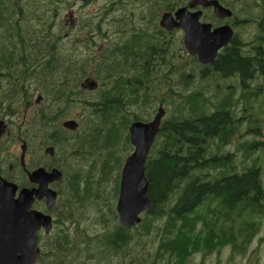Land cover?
<instances>
[{
    "label": "trees",
    "instance_id": "16d2710c",
    "mask_svg": "<svg viewBox=\"0 0 264 264\" xmlns=\"http://www.w3.org/2000/svg\"><path fill=\"white\" fill-rule=\"evenodd\" d=\"M123 1L109 0L98 17L81 24V34L106 32L101 48L92 37H67L58 9L68 0H0V101L8 100L14 115L16 104L35 94L42 100L28 123L27 146L37 155L27 168L35 159L43 165L41 150L54 148L50 162L63 174L54 187L63 210L57 213L79 225L75 232L56 227L51 238L62 241L51 249L78 238L74 250L62 251L60 264L89 260L96 251L103 256L92 264H139L151 252L158 264H203L223 250L229 259L244 257L264 223V187L256 161L237 172L223 152L243 118L234 111L237 87L245 101L262 90L250 83L264 80V0H217L232 10L235 35L209 66L193 57L190 65L183 62L184 50L174 46L180 40L168 41L171 34L155 23L190 0H127L128 10L119 6ZM205 17L216 25L211 11ZM252 26H258L254 34ZM242 28H248L245 39L236 31ZM89 78L95 91L81 88ZM196 80L204 87L189 91ZM232 80L236 85L227 84ZM212 84L214 94L205 96L203 88ZM159 106L166 116L145 166L151 210L127 230L118 224L116 202L120 171L133 150L128 128L150 122ZM69 119L77 130L60 127ZM259 144L244 143L245 157L264 148ZM48 259L55 264L57 257L52 252Z\"/></svg>",
    "mask_w": 264,
    "mask_h": 264
},
{
    "label": "water",
    "instance_id": "95a60500",
    "mask_svg": "<svg viewBox=\"0 0 264 264\" xmlns=\"http://www.w3.org/2000/svg\"><path fill=\"white\" fill-rule=\"evenodd\" d=\"M204 9H212L213 17L219 21L232 17V11L217 0H190L185 6L172 12H163L159 17L158 26L167 33L180 30L187 55L196 58L200 65L209 66L213 64L219 52L231 43L234 33L227 24L214 27L210 22L201 21ZM73 24V21H70L71 27ZM81 88L95 91L97 83L89 78L81 84ZM39 101L40 99L37 102ZM164 116L165 111L159 106L150 122H133L128 128L133 150L125 158L120 171L116 202L119 225L127 230L139 225L142 215L151 210L145 166ZM60 127L73 132L77 130L78 123L69 119L61 122ZM2 129L0 123V132ZM25 149L26 146H21L22 164ZM43 154L52 157L54 148H45ZM27 177L36 187L18 190L15 183L0 178V264H34L39 255L36 232L41 227L46 234L51 231L52 220L49 215L36 211L28 213V210L35 200H45L48 211L55 209L57 193L50 188V184L60 182L62 172L55 168L46 171L39 167L28 172Z\"/></svg>",
    "mask_w": 264,
    "mask_h": 264
},
{
    "label": "rangeland",
    "instance_id": "374dc122",
    "mask_svg": "<svg viewBox=\"0 0 264 264\" xmlns=\"http://www.w3.org/2000/svg\"><path fill=\"white\" fill-rule=\"evenodd\" d=\"M109 0H88V1H83V0H68V4H59V11L64 17L66 27L67 29V37L70 36V38H74L77 36H82V37H92L91 41L97 40V46L102 48V45L105 43L103 41H99L100 35H104L103 39L107 41V35L106 32H102L101 29L100 31H85L82 29V34L80 32V29L74 30L70 26V21H73V23L76 24H83L88 18H93L94 16L100 15L104 8L105 4L108 3ZM133 5L132 3L130 4L127 2V0H124L119 4V6H122L124 10H128L130 6ZM136 13V11H134ZM208 14V13H207ZM206 13H204L203 19L201 21L203 22H208L206 19ZM160 17V16H159ZM159 17L156 19L155 23L158 25L159 22ZM136 19V17H135ZM108 22L110 23V20L108 19ZM214 26V25H213ZM159 27V26H158ZM244 29V30H243ZM150 32H152L151 27L148 28ZM248 30V28H242V29H237L236 31L238 32L239 36H242V33H245ZM254 33V30L249 29V32ZM165 32V31H164ZM167 33V32H166ZM64 34V33H63ZM110 34V33H109ZM170 35H166L168 41L170 40L171 43L175 42L177 40H180L178 44H174V46L181 51V48L184 50L183 55L185 56L183 58V62L189 61L190 65V60L189 58H192L187 55L185 49L183 48L182 44V32L180 30L173 31ZM66 36V35H65ZM243 39H245V36H242ZM105 46V45H104ZM182 53V52H181ZM235 84L236 82L234 80L232 81H227V84ZM251 87L254 89L256 86L262 85V90L259 92V96L254 99L251 98L248 101H245L244 99L240 98V92H239V87H237L236 90V98L238 101L236 103V106L234 108L236 117L239 116L243 117L242 121L240 122V127L238 130V133L231 139V141L225 146V152L223 153H230L231 159L233 160L232 164L235 165V169L237 172H241L246 168L247 166H251L254 161H256V164L260 168V174H261V180L262 184L264 187V148H261L260 150H251V153L248 158L245 157V154L243 152L242 145L246 142H259L260 144L256 147L258 148L261 146V144H264V80L258 79L254 80L253 82L250 83ZM200 87H204L201 82L198 80L195 81L193 86L189 89V91L193 89H198ZM204 95L205 96H210L214 94V84H212L209 87H206ZM22 104H17L16 107V115H15V121L13 123V127L15 130L19 127H23L25 124L27 125L30 122V118L32 115L33 111H38L43 105H37L36 104V96L31 98V103L29 107H26L21 111ZM244 108H246L244 110ZM164 109V107H163ZM170 111L174 109L172 106H170ZM21 111V112H20ZM170 113V112H169ZM166 116V113H165ZM164 116V117H165ZM63 121V120H62ZM258 129L259 134L256 136L254 135L253 131L254 129ZM250 130V131H249ZM17 135V134H16ZM22 136V137H21ZM21 139H27L21 133ZM264 147V146H263ZM12 153H16L17 156L20 154L19 150V144L17 146H12L11 148ZM35 148H33V152L31 153L30 159L32 157H35L37 155ZM43 149L41 150V155L43 156ZM211 175H214L215 172L209 171ZM264 189V188H263ZM107 190L109 193H111V186H107ZM86 212L89 213H94L93 210L87 207ZM149 213V212H148ZM119 224V221H118ZM262 224L261 231L259 235L256 237L252 245L250 246V249L248 250V253L244 257H239L235 256L229 259V252L228 250H223L222 253L217 256L216 254H212L210 256H207L203 260V264H264V223ZM136 227V226H135ZM137 232H133V234H136ZM101 254V253H100ZM97 252L93 253V256L100 257L103 256L100 255ZM153 255V254H152ZM149 260H155L153 257L149 258ZM198 261H201V256H199Z\"/></svg>",
    "mask_w": 264,
    "mask_h": 264
},
{
    "label": "flooded vegetation",
    "instance_id": "af4514ba",
    "mask_svg": "<svg viewBox=\"0 0 264 264\" xmlns=\"http://www.w3.org/2000/svg\"><path fill=\"white\" fill-rule=\"evenodd\" d=\"M220 4L222 6L228 8V9H230L229 7L225 6L224 4H222V3H220ZM210 11L212 12V9H204L203 10V17H204V13H208ZM231 19H232V17H230L229 19L222 20V21L215 19L216 25L214 27L227 24V25L231 26V28L233 29V33L235 35V29L233 28V25L231 23ZM80 27H81L80 24L74 23L73 27H71V28L74 30H77V29L79 30ZM250 28L252 30H254V33H255L258 29V26H252ZM250 33H252V31ZM254 33H252V34H254ZM234 35H233V37H234ZM2 91H3V88L0 87V93ZM34 96H36V104L42 105L43 104L42 100L37 102L38 99H40V97H38V95L35 94L32 96V98ZM22 100H23V98H22ZM30 103H31V100L30 101L25 100V102L23 103V105L21 107V111L25 108V106L29 107ZM15 107H17V104L15 105ZM0 110L2 111L0 113V123L2 124V127H3L2 131L0 132V178L6 182L15 183L18 186V190H20L22 188L32 189V188L36 187V185L29 182L28 177H27V173L32 172L33 170H35L39 167L44 168L46 171H50L54 168L58 169V168H56V166H54L50 162V160H52L51 158H53L54 155L52 157H47L43 154L46 157V158L45 157L43 158L44 164L42 165L41 163H39L35 159V163L33 165V168L29 170L27 168V166H28L29 160H31L30 156L32 153V148L31 149L28 148L27 141H26L27 139H23V138L21 139V137H22L21 133H23L25 138L27 137L28 124L27 125L25 124L23 127L17 128V130L14 129L13 123L15 121L16 113L14 115L10 114V112L13 111V107L10 106L8 100H4L3 103L0 101ZM18 144H19V150H20L19 156H17L16 153L15 154L12 153V151H11L12 146H17ZM21 146H26V149H25V152L23 155V164L21 161V157H22ZM44 149H45V147L43 148V150ZM58 170H61V169H58ZM16 176L19 178L24 177L25 183L23 185H20L19 182L16 180ZM62 176H63V174H62ZM61 182L62 181L50 184V188L55 190L57 193V198H56V202H55V209L53 211L47 210L45 200H40V201L35 200L32 203L31 208L28 210V213H31L32 211H36V212H40L44 215H49L51 217V220H52L51 231L48 234L45 233V230L43 227H41L36 232V245H37V248L39 250V255L36 258L34 264H49L48 255L50 256L52 252H54L55 256L57 257L55 264H60V258L62 255V251L67 252V251H72L75 249L74 241L76 239H78L75 236V233L73 234L75 237L71 240V242L69 243L67 240L65 243H63V245L59 251H57L56 249H51V245H54V244H56V245H58V247H60V243L62 241V238H58V239H56V241H53V238H51V234L55 230L56 227L58 229H60V231L72 230L74 232L76 231L77 228H79V225L74 224V223L70 224L69 219H67L63 216H59L61 214L57 213V211H63V210H61L62 208L59 207V203H58V189H55L54 187H55V185L60 184ZM17 195L18 194H16V196ZM143 215H142V217H143ZM74 220H77V219H74ZM59 222H60V225L58 224ZM96 252L99 253V251H96ZM151 257H152V252L148 256H146L145 258H141L137 263H139V264H158L154 260H149V258H151ZM97 259H99V256L98 257L93 256L89 260H84L83 258H80V259L74 260L73 263H71V264H92Z\"/></svg>",
    "mask_w": 264,
    "mask_h": 264
},
{
    "label": "bare ground",
    "instance_id": "6f19581e",
    "mask_svg": "<svg viewBox=\"0 0 264 264\" xmlns=\"http://www.w3.org/2000/svg\"><path fill=\"white\" fill-rule=\"evenodd\" d=\"M180 109V108H179ZM165 110V109H164ZM175 111V110H174Z\"/></svg>",
    "mask_w": 264,
    "mask_h": 264
}]
</instances>
